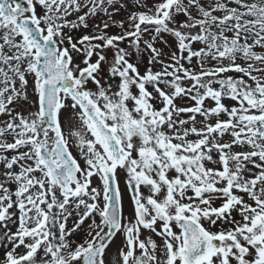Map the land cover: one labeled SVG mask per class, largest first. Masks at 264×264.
Here are the masks:
<instances>
[{"label":"snow or ice","instance_id":"6c2138e0","mask_svg":"<svg viewBox=\"0 0 264 264\" xmlns=\"http://www.w3.org/2000/svg\"><path fill=\"white\" fill-rule=\"evenodd\" d=\"M0 264H264V0H0Z\"/></svg>","mask_w":264,"mask_h":264}]
</instances>
